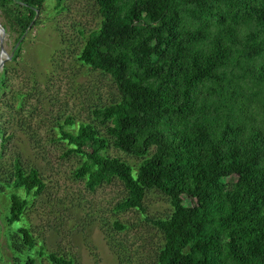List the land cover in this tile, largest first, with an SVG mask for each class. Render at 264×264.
<instances>
[{"label": "trees", "instance_id": "obj_1", "mask_svg": "<svg viewBox=\"0 0 264 264\" xmlns=\"http://www.w3.org/2000/svg\"><path fill=\"white\" fill-rule=\"evenodd\" d=\"M93 1L99 23L76 59L107 77L117 98L91 109L102 133L91 121L74 131L64 128L68 117L57 123L65 152L82 158L72 174L89 190L118 180L126 192L118 210L139 208L146 190L167 196L170 212L151 221L163 238L155 264H264V0ZM43 2L0 0L17 32L11 60ZM5 140L0 126V148ZM107 146L142 159L133 171ZM42 189L17 155L0 176L15 264L33 249L19 224L25 196Z\"/></svg>", "mask_w": 264, "mask_h": 264}, {"label": "rangeland", "instance_id": "obj_2", "mask_svg": "<svg viewBox=\"0 0 264 264\" xmlns=\"http://www.w3.org/2000/svg\"><path fill=\"white\" fill-rule=\"evenodd\" d=\"M36 19L11 60L17 32L0 12V26L5 25L0 30V72L6 67L0 92V126L6 137L0 176L17 155L22 166L37 170L43 183L40 192L25 196L19 224L30 233L33 249L19 253L18 264L26 254L34 264H50L47 253L72 264H155L163 238L151 221L170 212L167 196L146 190L139 208L116 209L126 195L123 185L112 179L87 189L84 179L72 174L82 158L66 153L67 146L55 134L65 117L72 125L64 128L74 131L77 123L91 121V109L117 98L107 77L76 59L86 34L98 26L96 5L93 0H44ZM91 122L103 132L102 125ZM105 152L133 171L142 159L111 146ZM6 193L0 194V264H15L5 239Z\"/></svg>", "mask_w": 264, "mask_h": 264}, {"label": "water", "instance_id": "obj_3", "mask_svg": "<svg viewBox=\"0 0 264 264\" xmlns=\"http://www.w3.org/2000/svg\"><path fill=\"white\" fill-rule=\"evenodd\" d=\"M0 30H2V27L0 26ZM0 48H1V45H0ZM3 63V60H0V66L2 65Z\"/></svg>", "mask_w": 264, "mask_h": 264}]
</instances>
